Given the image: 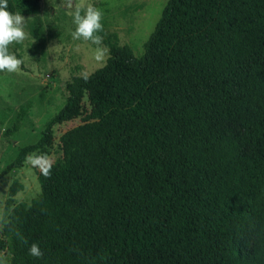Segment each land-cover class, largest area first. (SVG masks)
I'll return each instance as SVG.
<instances>
[{
  "label": "trees",
  "instance_id": "16d2710c",
  "mask_svg": "<svg viewBox=\"0 0 264 264\" xmlns=\"http://www.w3.org/2000/svg\"><path fill=\"white\" fill-rule=\"evenodd\" d=\"M8 10L35 15L38 0ZM87 75L0 171L86 97L39 194L11 206L8 187L9 264H264V0H166L139 56L109 44Z\"/></svg>",
  "mask_w": 264,
  "mask_h": 264
},
{
  "label": "rangeland",
  "instance_id": "374dc122",
  "mask_svg": "<svg viewBox=\"0 0 264 264\" xmlns=\"http://www.w3.org/2000/svg\"><path fill=\"white\" fill-rule=\"evenodd\" d=\"M166 0H38L35 15H23L28 37L13 43L10 53L22 60L17 72H0V171L14 158L18 147L35 142L48 120L56 113L66 97L65 83L72 77L88 74L104 62L94 59L97 47L90 42L75 40L73 14L88 5L103 12L102 46H127L134 56L143 51V44L156 22ZM108 55V53H107ZM106 55V57H107ZM105 57V59H106ZM82 111L69 120L52 125L50 141L25 156L20 167L0 175V232L11 206L29 203L39 194L36 179L38 168L26 157L46 154L52 161L61 158L59 136L82 123L89 105L82 98ZM239 132L237 126L234 127ZM20 188L6 206L8 187L12 182ZM9 251L0 250V264H9Z\"/></svg>",
  "mask_w": 264,
  "mask_h": 264
},
{
  "label": "clouds",
  "instance_id": "9594fccd",
  "mask_svg": "<svg viewBox=\"0 0 264 264\" xmlns=\"http://www.w3.org/2000/svg\"><path fill=\"white\" fill-rule=\"evenodd\" d=\"M103 12L92 5H88L83 14L81 8H77L73 14V22L76 25L72 37L75 40H83L96 45L94 59L104 62L108 49L102 46L103 37L98 33L103 32L102 24ZM25 17L21 13L13 14L8 10V0H0V72H17L22 60L9 52V45L22 43L28 37L25 32ZM89 76L83 75L87 80ZM27 162L34 168H38L45 177L50 176L54 165L46 154H30L26 157ZM29 255L35 258H42L43 251L38 244L33 243L29 247Z\"/></svg>",
  "mask_w": 264,
  "mask_h": 264
}]
</instances>
